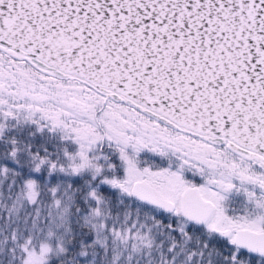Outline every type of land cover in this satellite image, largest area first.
<instances>
[{
	"label": "snow or ice",
	"instance_id": "snow-or-ice-1",
	"mask_svg": "<svg viewBox=\"0 0 264 264\" xmlns=\"http://www.w3.org/2000/svg\"><path fill=\"white\" fill-rule=\"evenodd\" d=\"M0 264H264V0H0Z\"/></svg>",
	"mask_w": 264,
	"mask_h": 264
}]
</instances>
